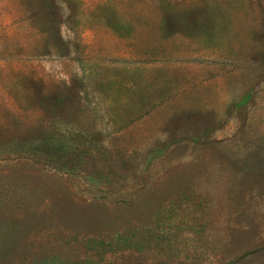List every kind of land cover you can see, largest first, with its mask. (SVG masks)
Segmentation results:
<instances>
[{
	"label": "rangeland",
	"instance_id": "374dc122",
	"mask_svg": "<svg viewBox=\"0 0 264 264\" xmlns=\"http://www.w3.org/2000/svg\"><path fill=\"white\" fill-rule=\"evenodd\" d=\"M0 264H264V0H0Z\"/></svg>",
	"mask_w": 264,
	"mask_h": 264
}]
</instances>
